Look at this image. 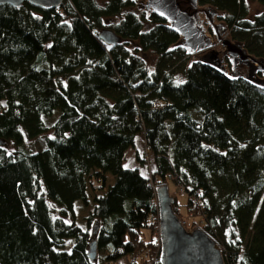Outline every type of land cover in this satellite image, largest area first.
Returning <instances> with one entry per match:
<instances>
[{"label":"trees","instance_id":"16d2710c","mask_svg":"<svg viewBox=\"0 0 264 264\" xmlns=\"http://www.w3.org/2000/svg\"><path fill=\"white\" fill-rule=\"evenodd\" d=\"M256 1L250 15L246 0H198L264 71ZM188 51L136 0L0 5V264H115L143 251L158 264L155 190L169 182L185 197L172 196L176 216L225 264H264V86L188 64ZM138 137L145 155L127 168ZM88 184L102 194L83 231L74 204L88 205Z\"/></svg>","mask_w":264,"mask_h":264},{"label":"water","instance_id":"95a60500","mask_svg":"<svg viewBox=\"0 0 264 264\" xmlns=\"http://www.w3.org/2000/svg\"><path fill=\"white\" fill-rule=\"evenodd\" d=\"M63 0H0V5L19 7L30 3L41 8H58ZM146 10L164 19L169 28L176 32L189 49L201 52L211 46V41L203 26L204 16L209 27L214 30L217 39V26L214 24V11L208 6H200L198 0H145ZM99 39L107 45L115 44L117 38L108 31H103ZM223 46L240 60H256L247 55L236 44L223 41ZM157 204V229L159 255L158 264H225L220 249H217L203 230L186 229L176 216L168 187L162 186L155 191ZM89 257L95 259V243L90 244Z\"/></svg>","mask_w":264,"mask_h":264},{"label":"rangeland","instance_id":"374dc122","mask_svg":"<svg viewBox=\"0 0 264 264\" xmlns=\"http://www.w3.org/2000/svg\"><path fill=\"white\" fill-rule=\"evenodd\" d=\"M142 5L144 4L145 0H136ZM246 3L249 7L250 15H255L263 10L262 6L257 3L256 0H246ZM214 11V10H213ZM214 24L217 26V33L220 36V40L217 39L216 34L214 33V30L209 27L206 20L204 19V16L201 17V19L204 21L203 26L206 30V34L209 37L211 41V46L201 52H195L194 50L189 49L186 45V48L189 49L187 53L188 58V64H191L193 61H196L198 58H203L204 61L210 62L215 67H218L221 70H224L227 74L230 75H241L243 77H249L253 82H256L260 85L264 86V71L260 70L258 67L259 59H255L256 61L253 62L250 59L246 60H240L238 57L232 56L226 49L225 46H223V41L231 42V37L229 36L226 29L222 27V23L218 20V17L216 12L214 11ZM182 40V38H181ZM183 42V41H182ZM145 65L151 70L154 68L156 64V57L151 53H146L142 56ZM258 62V63H257ZM145 147L143 139L138 137L136 139V147L133 150H128L125 154L124 159V166L127 168H136L139 167V162L136 160V153L139 156V158L144 157ZM142 168V167H141ZM141 173L144 175V170L140 169ZM150 172V169H148ZM113 182L112 177H107L106 185H111ZM162 187V186H160ZM168 191L169 194L176 198L177 202L181 205L185 203V197H182L180 194L177 193V188L171 183H168ZM87 199H88V205L84 206L83 204L77 202L74 204V213H75V224L77 227H79L81 230H91L92 225H87L86 218L91 214L93 210V200L95 197L100 196L102 193L96 192L90 184L87 186L86 190ZM182 208H180V212L183 213ZM184 215V214H182ZM186 223H183V226L186 229H196L199 228L198 224H193L192 219H188L185 216H183ZM180 220V219H179ZM198 220V219H196ZM181 221V220H180ZM185 224V225H184ZM202 230V229H201ZM157 243H158V233H157ZM71 242H66V248L69 249L71 247ZM159 245V243H158ZM152 254V253H151ZM150 254V255H151ZM154 258V257H153ZM152 258V259H153ZM154 260V259H153ZM150 261V258L147 257V254L145 251H143L141 254L133 257L132 255H128L118 261L115 264H143L144 262ZM152 261V260H151Z\"/></svg>","mask_w":264,"mask_h":264},{"label":"snow or ice","instance_id":"6c2138e0","mask_svg":"<svg viewBox=\"0 0 264 264\" xmlns=\"http://www.w3.org/2000/svg\"><path fill=\"white\" fill-rule=\"evenodd\" d=\"M181 83H182V81H181Z\"/></svg>","mask_w":264,"mask_h":264},{"label":"built area","instance_id":"2783aa9c","mask_svg":"<svg viewBox=\"0 0 264 264\" xmlns=\"http://www.w3.org/2000/svg\"><path fill=\"white\" fill-rule=\"evenodd\" d=\"M182 194V193H181Z\"/></svg>","mask_w":264,"mask_h":264}]
</instances>
